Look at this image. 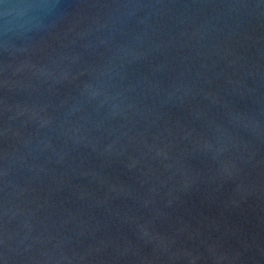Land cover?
<instances>
[{
    "label": "water",
    "instance_id": "water-1",
    "mask_svg": "<svg viewBox=\"0 0 264 264\" xmlns=\"http://www.w3.org/2000/svg\"><path fill=\"white\" fill-rule=\"evenodd\" d=\"M0 264H264V0H0Z\"/></svg>",
    "mask_w": 264,
    "mask_h": 264
}]
</instances>
